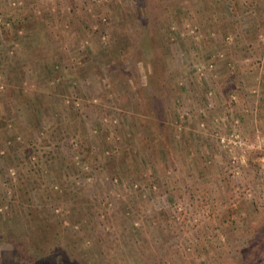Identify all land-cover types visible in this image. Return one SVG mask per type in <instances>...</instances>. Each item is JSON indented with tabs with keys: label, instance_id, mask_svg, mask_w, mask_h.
<instances>
[{
	"label": "rangeland",
	"instance_id": "374dc122",
	"mask_svg": "<svg viewBox=\"0 0 264 264\" xmlns=\"http://www.w3.org/2000/svg\"><path fill=\"white\" fill-rule=\"evenodd\" d=\"M262 103L264 0H0V256L264 264Z\"/></svg>",
	"mask_w": 264,
	"mask_h": 264
},
{
	"label": "trees",
	"instance_id": "16d2710c",
	"mask_svg": "<svg viewBox=\"0 0 264 264\" xmlns=\"http://www.w3.org/2000/svg\"><path fill=\"white\" fill-rule=\"evenodd\" d=\"M39 263V262H38ZM41 263V261H40ZM0 264H14L12 257L10 255L1 254L0 256Z\"/></svg>",
	"mask_w": 264,
	"mask_h": 264
},
{
	"label": "built area",
	"instance_id": "2783aa9c",
	"mask_svg": "<svg viewBox=\"0 0 264 264\" xmlns=\"http://www.w3.org/2000/svg\"><path fill=\"white\" fill-rule=\"evenodd\" d=\"M221 140H222V141H224V142H226V141H225V137H224V136H223V137H221Z\"/></svg>",
	"mask_w": 264,
	"mask_h": 264
},
{
	"label": "crops",
	"instance_id": "0c3cea01",
	"mask_svg": "<svg viewBox=\"0 0 264 264\" xmlns=\"http://www.w3.org/2000/svg\"><path fill=\"white\" fill-rule=\"evenodd\" d=\"M262 104H263V108H264V103H262ZM263 108H262V109H263ZM263 111H264V109H263Z\"/></svg>",
	"mask_w": 264,
	"mask_h": 264
}]
</instances>
